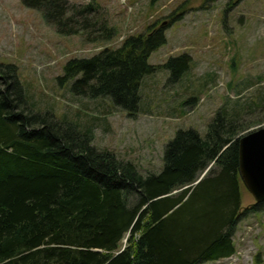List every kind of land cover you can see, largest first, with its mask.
<instances>
[{"label": "trees", "instance_id": "16d2710c", "mask_svg": "<svg viewBox=\"0 0 264 264\" xmlns=\"http://www.w3.org/2000/svg\"><path fill=\"white\" fill-rule=\"evenodd\" d=\"M21 2L63 35L103 43L117 33L105 22L98 31L85 25L84 15L97 10L92 4ZM164 28L154 24L119 48L73 58L58 80H74L81 97H110L135 117L142 81L158 68L149 58L167 43ZM184 57L160 66L171 68L170 81L189 68ZM17 70L0 64V264H202L236 253L241 218L264 208L242 207L239 137L248 125L238 112L218 111L204 137L179 130L161 172L145 175L96 148L73 123L30 107ZM208 168L198 185L185 188Z\"/></svg>", "mask_w": 264, "mask_h": 264}, {"label": "rangeland", "instance_id": "374dc122", "mask_svg": "<svg viewBox=\"0 0 264 264\" xmlns=\"http://www.w3.org/2000/svg\"><path fill=\"white\" fill-rule=\"evenodd\" d=\"M69 1L97 6L84 15L85 25L98 31L105 22L116 29L115 37L97 43L86 42L83 34L63 35L40 10L21 0H0V64L17 66L34 110L73 123L91 135L96 148L131 161L145 175L161 172L165 147L179 130L195 129L204 137L222 109L242 116L248 126L241 135L264 127V0L209 5L206 0ZM154 24L165 27L167 43L149 58L158 68L142 81L135 117L117 108L110 97H81L72 91L74 80H58L69 60L119 48L127 37L146 33ZM182 56L189 68L172 82L171 68L160 66ZM241 191L243 210L250 209L255 199L245 185ZM234 242L233 257L202 264H264V208L241 218Z\"/></svg>", "mask_w": 264, "mask_h": 264}, {"label": "water", "instance_id": "95a60500", "mask_svg": "<svg viewBox=\"0 0 264 264\" xmlns=\"http://www.w3.org/2000/svg\"><path fill=\"white\" fill-rule=\"evenodd\" d=\"M239 147L242 181L256 203H264V127L242 135L239 138ZM207 171L193 187L201 182Z\"/></svg>", "mask_w": 264, "mask_h": 264}]
</instances>
